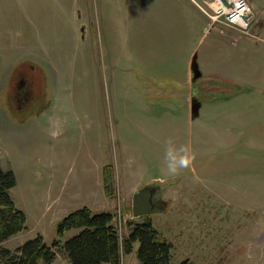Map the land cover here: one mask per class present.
<instances>
[{
    "label": "rangeland",
    "instance_id": "374dc122",
    "mask_svg": "<svg viewBox=\"0 0 264 264\" xmlns=\"http://www.w3.org/2000/svg\"><path fill=\"white\" fill-rule=\"evenodd\" d=\"M78 3L93 23L87 28V14L77 10L75 33L62 7L52 15L40 7L43 34L60 28L63 47L54 68L43 71L30 60L34 2L0 10V165L15 173L9 193L26 215L25 227L0 245L13 250L37 234L50 244L61 218L88 206L112 211L120 238L130 221L150 219L172 244L173 264H264V109H257V94L219 105L209 92L184 86L179 76L142 82L134 64L116 61L107 45L100 0ZM259 7L264 11V0ZM23 75L33 80L34 98L13 107L10 91ZM260 112L262 119L256 117ZM169 138L195 154L177 174L165 165ZM104 166L113 172L110 199L102 191ZM173 176L178 182L163 191L164 210L132 215L134 192ZM77 231L68 230L63 241ZM137 249L135 241L119 264L137 263ZM48 264L69 261L57 251Z\"/></svg>",
    "mask_w": 264,
    "mask_h": 264
},
{
    "label": "crops",
    "instance_id": "0c3cea01",
    "mask_svg": "<svg viewBox=\"0 0 264 264\" xmlns=\"http://www.w3.org/2000/svg\"><path fill=\"white\" fill-rule=\"evenodd\" d=\"M247 1L255 16L254 37L213 21L208 14L210 9L197 4L200 0H100L102 28L107 45L116 52V61L125 58L132 62L142 82L160 75L179 76L184 86L209 92L219 105L238 97L241 100L242 96L252 97L255 93L257 109L261 110L264 109V11L259 7L260 0ZM33 2L37 11L34 14V54H30L33 56L30 60H34L41 71L53 69L63 49L58 45L60 38L56 32L60 28L50 36L43 34L40 7L51 15L62 7L74 33L76 11L87 13L78 0H0V10L9 3V7L18 4L24 9ZM84 22L89 28L93 23L92 15L87 14ZM208 31L212 32L205 40ZM0 36L5 37L3 30ZM16 36L18 39L19 30ZM65 40L67 42V38ZM147 87L148 90L153 88L152 85ZM242 102L246 103L247 99ZM259 114L256 117L262 119L261 112ZM102 191L110 199L104 185Z\"/></svg>",
    "mask_w": 264,
    "mask_h": 264
},
{
    "label": "trees",
    "instance_id": "16d2710c",
    "mask_svg": "<svg viewBox=\"0 0 264 264\" xmlns=\"http://www.w3.org/2000/svg\"><path fill=\"white\" fill-rule=\"evenodd\" d=\"M112 173L109 166L103 167L104 191L109 196L114 190ZM15 184L13 170L0 165V243L25 227L26 215L15 206L9 193ZM129 224L128 234L120 238L112 211L93 212L88 206H82L61 218L50 244L37 234L13 250L0 245V264H48L57 251L67 257L69 264H119L120 255L129 253L135 241L138 242L135 264H173L172 244L160 236L150 219L146 217ZM72 228L78 231L63 241L65 233ZM177 264L193 263L183 259Z\"/></svg>",
    "mask_w": 264,
    "mask_h": 264
},
{
    "label": "built area",
    "instance_id": "2783aa9c",
    "mask_svg": "<svg viewBox=\"0 0 264 264\" xmlns=\"http://www.w3.org/2000/svg\"><path fill=\"white\" fill-rule=\"evenodd\" d=\"M210 8L209 16L213 21L235 28L241 33L253 35L252 25L255 20L247 0H200ZM199 4L205 8V5ZM206 10V9H205Z\"/></svg>",
    "mask_w": 264,
    "mask_h": 264
},
{
    "label": "water",
    "instance_id": "95a60500",
    "mask_svg": "<svg viewBox=\"0 0 264 264\" xmlns=\"http://www.w3.org/2000/svg\"><path fill=\"white\" fill-rule=\"evenodd\" d=\"M177 182L178 177L173 176L166 179H154L139 188L132 195V215L141 216L164 210L167 202L163 200L162 193Z\"/></svg>",
    "mask_w": 264,
    "mask_h": 264
},
{
    "label": "clouds",
    "instance_id": "9594fccd",
    "mask_svg": "<svg viewBox=\"0 0 264 264\" xmlns=\"http://www.w3.org/2000/svg\"><path fill=\"white\" fill-rule=\"evenodd\" d=\"M195 154L188 144L176 145L172 138H169L164 152V160L167 172L177 174L180 169L190 166Z\"/></svg>",
    "mask_w": 264,
    "mask_h": 264
},
{
    "label": "flooded vegetation",
    "instance_id": "af4514ba",
    "mask_svg": "<svg viewBox=\"0 0 264 264\" xmlns=\"http://www.w3.org/2000/svg\"><path fill=\"white\" fill-rule=\"evenodd\" d=\"M32 84H33V80H31L29 76L26 77L25 75H23L22 78L20 77L18 79L10 95L11 104L13 105V107H17L20 104L24 105L25 103L29 102L31 99L34 98ZM22 86H24L23 89ZM29 93H30V97H29ZM37 97H39V95ZM17 100L19 101V103H17Z\"/></svg>",
    "mask_w": 264,
    "mask_h": 264
},
{
    "label": "bare ground",
    "instance_id": "6f19581e",
    "mask_svg": "<svg viewBox=\"0 0 264 264\" xmlns=\"http://www.w3.org/2000/svg\"><path fill=\"white\" fill-rule=\"evenodd\" d=\"M55 259V258H54Z\"/></svg>",
    "mask_w": 264,
    "mask_h": 264
}]
</instances>
